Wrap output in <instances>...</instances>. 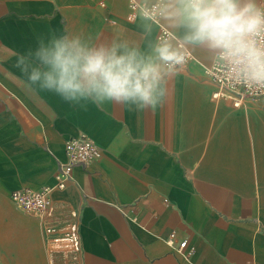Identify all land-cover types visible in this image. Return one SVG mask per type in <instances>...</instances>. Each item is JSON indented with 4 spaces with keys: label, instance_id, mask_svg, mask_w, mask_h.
I'll return each instance as SVG.
<instances>
[{
    "label": "crops",
    "instance_id": "0c3cea01",
    "mask_svg": "<svg viewBox=\"0 0 264 264\" xmlns=\"http://www.w3.org/2000/svg\"><path fill=\"white\" fill-rule=\"evenodd\" d=\"M129 15L128 0H0V264H264V98L213 100L205 48L187 49L155 110L25 87L18 56L53 34L145 53L160 26L181 40L163 18ZM82 135L101 157L53 190L43 219L19 209L11 193L54 187L66 142ZM184 240L189 256L177 252Z\"/></svg>",
    "mask_w": 264,
    "mask_h": 264
},
{
    "label": "clouds",
    "instance_id": "9594fccd",
    "mask_svg": "<svg viewBox=\"0 0 264 264\" xmlns=\"http://www.w3.org/2000/svg\"><path fill=\"white\" fill-rule=\"evenodd\" d=\"M142 17L163 18L183 31L181 40L158 41L145 53L118 37L107 42L53 34L41 38L34 52L18 56L25 87L76 104L155 110L163 105L166 78L185 62L187 49L200 46L231 79L264 89V0H144Z\"/></svg>",
    "mask_w": 264,
    "mask_h": 264
},
{
    "label": "built area",
    "instance_id": "2783aa9c",
    "mask_svg": "<svg viewBox=\"0 0 264 264\" xmlns=\"http://www.w3.org/2000/svg\"><path fill=\"white\" fill-rule=\"evenodd\" d=\"M130 9L129 20L133 21L137 16H142L143 3L138 0H128ZM162 18L157 17L151 21L159 24ZM173 35L166 28L160 26L157 36L158 41H170ZM193 57L186 51L185 62L177 66L174 70L186 69ZM208 81L215 87L212 98L215 101H229L234 107H244L249 103H257L264 98V89H254L231 79L227 70L214 58L212 64L204 70ZM64 162L59 164L54 187H45L35 191L31 189H20L10 195L11 201L29 216L43 219L51 204V194L54 189H65L73 179L75 167H87L101 157L97 145L89 137L82 135L69 139L65 144ZM175 233H171L167 239V245L174 247ZM187 249V241L179 243L177 252L180 254L191 255L193 249ZM245 264H256L254 261Z\"/></svg>",
    "mask_w": 264,
    "mask_h": 264
},
{
    "label": "rangeland",
    "instance_id": "374dc122",
    "mask_svg": "<svg viewBox=\"0 0 264 264\" xmlns=\"http://www.w3.org/2000/svg\"><path fill=\"white\" fill-rule=\"evenodd\" d=\"M228 104L232 107V105L230 103H228Z\"/></svg>",
    "mask_w": 264,
    "mask_h": 264
}]
</instances>
